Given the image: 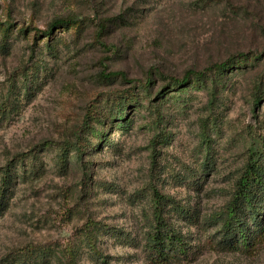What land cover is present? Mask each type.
Returning <instances> with one entry per match:
<instances>
[{
	"label": "rangeland",
	"instance_id": "374dc122",
	"mask_svg": "<svg viewBox=\"0 0 264 264\" xmlns=\"http://www.w3.org/2000/svg\"><path fill=\"white\" fill-rule=\"evenodd\" d=\"M58 19L81 28L46 36ZM9 24L0 173L17 160L19 174L0 215V264L28 247L44 254L25 264H72L69 244L73 264H156L153 187L194 213L163 211L189 245L169 264H264V241L222 248L219 217L246 163L264 160V0H0V39ZM30 26L39 31H20ZM222 61L223 74L174 86ZM64 143L78 149L61 168Z\"/></svg>",
	"mask_w": 264,
	"mask_h": 264
},
{
	"label": "trees",
	"instance_id": "16d2710c",
	"mask_svg": "<svg viewBox=\"0 0 264 264\" xmlns=\"http://www.w3.org/2000/svg\"><path fill=\"white\" fill-rule=\"evenodd\" d=\"M59 25L60 27L81 28V24L78 21L70 19H58L52 22L45 31L46 36H50L52 31ZM30 30L39 31L33 27H23L20 31L28 32ZM3 37L0 39V50L5 51L8 48L7 40L12 34V27L9 24L3 28ZM245 58V55H244ZM245 60V59H244ZM231 62L222 61L214 63L208 68L201 71H188L182 80L176 81L174 86L181 88L183 83L192 82L189 81L192 76L194 79L203 80L205 72L216 68L219 74H223L227 68L231 67ZM167 92V90H166ZM126 104L119 105L116 115L120 118H125ZM7 107L3 106L0 109V113L4 115ZM131 121L120 124L123 129H127ZM60 145V152L58 153V162L61 168H66L69 162V154L72 150L78 148L71 147L70 145ZM47 146H51V143H47ZM81 155L83 152H80ZM80 155V158H81ZM30 158L28 153L18 157V160L23 158ZM17 160L10 162L8 166L2 169L0 177V215L4 213L9 204V200L12 194V186L15 184L17 175L16 170H13L17 166ZM152 196L154 203L153 219L148 224L149 228L146 231V244L151 254L152 260L156 264H169L171 260L186 257L188 253L187 241L184 235L179 229L171 225L165 218L163 211L167 204H175L174 197L168 194L162 193L157 188H152ZM264 201V160L262 156H253L244 166V169L236 180L233 194L225 206V209L219 213L220 224L222 226V248L228 250H239L244 248L249 251L255 247L261 241H264V212L261 209L262 202ZM173 208L178 211L185 218H191L194 213L183 205H172ZM92 221H88L85 224V237L88 246L94 253H99L97 249L94 236L91 233L90 228L92 226H99ZM100 227V226H99ZM103 227V226H102ZM108 229L109 227H104ZM43 251H38L33 247H28L24 250L22 255V261L19 264H25L26 259L32 256H39ZM68 255L70 262L73 264L76 259V253L72 246L68 245ZM105 262V261H103ZM8 264V263H6Z\"/></svg>",
	"mask_w": 264,
	"mask_h": 264
}]
</instances>
